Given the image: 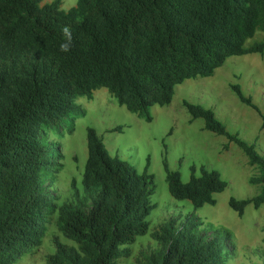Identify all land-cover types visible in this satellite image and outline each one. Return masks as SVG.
<instances>
[{
  "label": "trees",
  "instance_id": "1",
  "mask_svg": "<svg viewBox=\"0 0 264 264\" xmlns=\"http://www.w3.org/2000/svg\"><path fill=\"white\" fill-rule=\"evenodd\" d=\"M0 0V264H15L42 244L49 214L72 244L54 239L46 264H117L128 246L150 229L148 217L155 175L140 173L113 156L94 127L87 128L88 155L83 196L57 205L45 176L53 170L57 146L47 134L60 126L73 133L79 101L106 88L120 106L150 122L151 108L170 105L188 79L212 77L231 57L264 53V0ZM240 100L261 113L252 98L233 85ZM191 120L225 137L247 156L261 185L254 197H231L240 216L264 205V156L231 132L216 113L183 101ZM117 130H121L118 127ZM170 195L195 210L215 205L228 182L220 171L191 166L183 182L164 159ZM199 171V174H198ZM193 216L164 222L153 238L160 248L146 264H227V237L198 232Z\"/></svg>",
  "mask_w": 264,
  "mask_h": 264
},
{
  "label": "rangeland",
  "instance_id": "2",
  "mask_svg": "<svg viewBox=\"0 0 264 264\" xmlns=\"http://www.w3.org/2000/svg\"><path fill=\"white\" fill-rule=\"evenodd\" d=\"M52 1L42 0L41 4ZM77 1L62 0L63 8L68 10ZM263 39L264 32H257L247 45ZM233 85H240L261 113L243 103ZM184 100L212 109L228 130L238 132L264 156V53H251L229 58L212 77L188 79L178 85L170 105L151 108L150 122L120 106L106 88L96 90L92 99L80 100L81 113L74 122L73 133L60 126V135L51 132L46 136L50 144L57 146L55 166L45 176L47 191L56 197L59 206L73 203L77 192L83 196L87 128L94 127L113 156L127 160L140 173L149 164V171L155 175L152 202L156 208L148 217L149 232L128 246L129 256L117 264H146L145 257L160 248L153 233L168 220L178 219L181 223L190 215L200 223L196 230L209 239L215 234L227 237V264H264V205H250L242 216L229 206L231 197L251 198L261 191V185L251 183L259 169L250 165L235 144L205 130L202 119L191 120ZM164 159L170 170L181 173L183 182L189 180L191 166L198 170L206 166L220 171L228 187L216 194L215 205L195 210L189 202L170 195ZM47 219L41 246L15 264H46L47 256L55 251L56 237L72 244L58 229V214H49Z\"/></svg>",
  "mask_w": 264,
  "mask_h": 264
}]
</instances>
